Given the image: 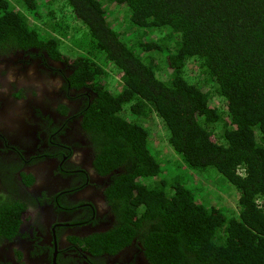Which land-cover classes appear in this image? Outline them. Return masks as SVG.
Returning <instances> with one entry per match:
<instances>
[{"label":"trees","instance_id":"obj_1","mask_svg":"<svg viewBox=\"0 0 264 264\" xmlns=\"http://www.w3.org/2000/svg\"><path fill=\"white\" fill-rule=\"evenodd\" d=\"M69 36L99 89V167L118 170L114 241L151 264H264V0H0V48ZM155 120L180 161L158 159Z\"/></svg>","mask_w":264,"mask_h":264},{"label":"flooded vegetation","instance_id":"obj_2","mask_svg":"<svg viewBox=\"0 0 264 264\" xmlns=\"http://www.w3.org/2000/svg\"><path fill=\"white\" fill-rule=\"evenodd\" d=\"M77 58L0 48V264H151L138 239L114 241L118 170L98 160L99 89Z\"/></svg>","mask_w":264,"mask_h":264},{"label":"rangeland","instance_id":"obj_3","mask_svg":"<svg viewBox=\"0 0 264 264\" xmlns=\"http://www.w3.org/2000/svg\"><path fill=\"white\" fill-rule=\"evenodd\" d=\"M61 7V3H59L56 7L59 8ZM64 15L66 18L72 22V25L74 26L73 32H75L77 41L83 36L84 29H82L81 25L74 21L72 15L70 14V10L65 9L64 10ZM28 16L33 20V17L31 14H28ZM79 28V29H78ZM153 37H155V34H152ZM69 40L63 39L64 42H66L65 46L63 47L64 50L63 52L67 54V56H73V53L82 52V49L78 46L77 42H73L75 40L74 37L69 36ZM156 40V38H155ZM189 75L192 79H194L196 76H198V68L193 64L190 63L189 65ZM110 69V70H109ZM108 73H109V78H107V82H109V86L112 91L118 90L120 88L119 82H120V77L116 75L115 71L112 69V66L109 65ZM218 103V101H217ZM151 127V144L154 148V151L158 157L159 160L162 161V163L170 164L168 160L170 161H175L178 162L180 161V158L177 156V153L174 152L172 147L169 145L167 142V136H166V131L163 128L161 122L159 120H155L150 124ZM171 165V164H170ZM173 169V168H172ZM209 189H215L214 191L218 194H220L224 200L223 203H225L228 207L227 208H232L234 211L236 210L235 214L238 215V203H237V196L233 192H221L215 187L208 186Z\"/></svg>","mask_w":264,"mask_h":264}]
</instances>
